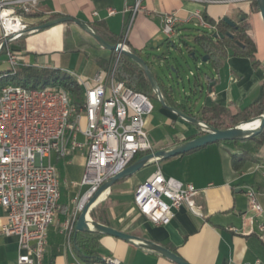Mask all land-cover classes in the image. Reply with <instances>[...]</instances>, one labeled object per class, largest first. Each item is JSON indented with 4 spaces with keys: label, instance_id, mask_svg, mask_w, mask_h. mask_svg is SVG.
Wrapping results in <instances>:
<instances>
[{
    "label": "crops",
    "instance_id": "obj_1",
    "mask_svg": "<svg viewBox=\"0 0 264 264\" xmlns=\"http://www.w3.org/2000/svg\"><path fill=\"white\" fill-rule=\"evenodd\" d=\"M253 1L255 0H143L145 11L137 13L131 21L129 10L134 0H43L32 13L33 17H29V21L45 23L50 21L51 17L57 16L85 24L101 23L112 38L120 39V43L124 41L128 50H135L144 57L147 52L155 55L161 50L162 40H165L161 33L160 16L163 14L175 12L178 17L185 18L189 13L199 11L214 23L224 18L234 23L245 17L251 24L249 35L256 44L257 65L253 67L247 58L229 57L214 71L206 63L210 70L196 75L193 84V90L195 85L202 88L201 93H196L200 101L184 104L176 98L182 107L191 110L200 118L199 111L202 108L216 105L236 113L254 103L261 95L264 80V25L259 12H252ZM108 10H113L114 14L108 15ZM93 13H96V16ZM67 29L70 30L75 45L88 44L94 54L87 57L83 49L79 52L65 51L63 34ZM196 30L199 29L192 24L178 25L175 36L165 43L174 47L171 41L177 39L180 46L184 43L191 44V35ZM26 36L24 49L18 52L21 65L26 67L76 73L91 78L103 70L95 64L93 57L104 60L111 58V54L105 53L106 50L96 49L93 39L73 23L56 25ZM73 54L79 56L76 64ZM203 55L195 54V62H201ZM162 56L167 57V54ZM4 63L7 64L6 57ZM164 63L163 61L158 65L152 62L149 63V68L151 70L153 64L160 67ZM190 92L192 93L191 90ZM156 113L157 120L153 115L145 120L151 152L169 151L198 134L197 129L160 104ZM254 124L255 121L244 127L251 129ZM241 147L227 148L218 143L210 144L158 164L150 163L133 176L115 183L101 196L111 227L161 245L188 264H262L264 257L261 252L260 260L255 258L253 249L249 252V236L231 231L241 230L243 215L244 218L250 216L244 195L246 189L252 188L256 191L264 210V145L254 153L258 162L253 163L245 172L237 173L231 167L230 154L239 153ZM77 155L84 157L83 153H76L68 161H60L70 166L72 159ZM257 166L263 168L255 170ZM56 168L59 175V169L57 166ZM157 170L166 178L192 185L197 191L194 198L195 209L191 211L181 205L173 211L171 221L164 226L151 224L138 214L133 204L135 189ZM70 173L73 172L66 171L67 175ZM63 184L62 182L61 190ZM74 209L72 204L69 206L67 203L62 204L61 211L58 210L55 223L48 229L43 264H84L74 253L63 230V224ZM4 223V214L0 209V228ZM98 254L100 260L111 257L117 259L120 264H174L156 253L108 236L101 238ZM17 255L16 237L0 236V264H17Z\"/></svg>",
    "mask_w": 264,
    "mask_h": 264
},
{
    "label": "built area",
    "instance_id": "obj_2",
    "mask_svg": "<svg viewBox=\"0 0 264 264\" xmlns=\"http://www.w3.org/2000/svg\"><path fill=\"white\" fill-rule=\"evenodd\" d=\"M41 1L0 0V41L5 43L3 49L10 75L21 65L20 54L12 50L11 45L35 33L34 29L43 24L29 21ZM142 2L134 0L129 10L131 21L137 13L145 11ZM107 12L114 14L113 10ZM160 20L161 33L166 40H171L177 26L182 24L213 31L199 11L185 18L175 12L163 14ZM118 45L128 50L124 41ZM119 56L117 54L110 69L100 70L91 78L67 73L81 87L82 101L78 106L58 87L25 89L2 85L1 79L7 74L0 77V209L5 220L0 236L16 237L17 264H43L48 229L56 221L61 198L58 170L49 163L51 155L68 161L76 153L85 151L81 181L69 183L74 189L88 188L82 201L128 167L136 153L151 151L145 120L152 114L153 104L145 95L115 80ZM262 168L257 166L255 170ZM196 195L192 185L166 178L157 170L135 189L133 204L138 214L151 224L164 226L181 205L193 211ZM244 195L250 216L244 218L243 215L241 230L231 231L244 236H262L264 210L258 195L252 188L246 189ZM81 201L63 224L68 241L82 207ZM94 264L120 262L109 257Z\"/></svg>",
    "mask_w": 264,
    "mask_h": 264
},
{
    "label": "trees",
    "instance_id": "obj_3",
    "mask_svg": "<svg viewBox=\"0 0 264 264\" xmlns=\"http://www.w3.org/2000/svg\"><path fill=\"white\" fill-rule=\"evenodd\" d=\"M251 7L252 12H258L256 1L252 2ZM29 17L33 16L31 15ZM203 18L213 28V31H194V33L191 35L192 47L184 43L188 55L195 53L194 48L200 49L202 54L208 56L207 64L214 71H217L229 57L247 58L251 61L253 67L257 65V62L255 61L257 48L254 40L249 35L251 24L245 17H243L242 20L240 19L239 21L234 22L233 27L226 24L223 19L218 21L217 23H214L212 21H209L204 16ZM56 19H59V17L53 16L50 18V20ZM87 25L98 37H100L108 45L114 46L120 43V39L111 37L104 24L92 23ZM215 34L219 36L221 35L223 36V38L217 37L216 39H214L213 35ZM24 37L15 41L11 45L12 50L19 52L24 49ZM63 42L65 51L79 52L81 49H83L87 57H90L87 54V52L89 51L91 53V56L94 54V51L88 44L86 45L85 43H81L75 45L70 30L64 32ZM93 43L96 49H102L94 40ZM129 51L132 54L143 59L148 67L149 63L155 62L159 65L160 62L164 61L166 63V68L168 70L170 69V65L167 64V57H158L156 55H151L148 52L145 53L144 57H142L135 50L129 49ZM4 52L5 50L2 49L0 55H4ZM110 54L111 58H108L107 60L101 59L96 56L93 57V60L95 64H97L101 69H110L114 65L115 59L117 57V54L114 52H110ZM173 69L175 73L178 72L177 66H173ZM10 73L11 72L8 71L6 73L7 76L1 79L2 85L11 84L23 87L25 89H41L53 86L65 91L70 96L73 105L78 106L82 101L81 87L71 75L65 72L20 65L15 69L14 75H10ZM114 78L116 81L122 82L127 88L131 89L132 91L143 94L150 100L154 99L155 101H157L156 95L151 89L150 83L148 82L143 71L129 58L122 55L119 56L115 68ZM154 78L157 82L162 99L167 107L175 109L177 112L183 114L184 116L195 118L215 130L222 131L233 128L240 123L247 122L253 118L259 117L264 113V80L262 83L261 95L259 99L249 106L245 107L244 109L237 111L236 113H231L230 111L220 106L213 105L210 108L200 109V118H197L191 112V110L182 107L181 104L176 101L172 87L169 84L165 83L159 76L154 75ZM200 135H202V133H198L189 140H192ZM218 144L225 145L227 146V148L242 146L239 153L230 154V162L233 171L237 173L245 172L253 163L258 162L257 159L254 158V153L257 148L264 145V127L257 136L250 139L244 141L220 142ZM196 150H193L191 152H194ZM150 152L151 151L136 153L129 165L136 162L138 159ZM89 216L94 222L111 227L107 219L105 207L102 202H99L92 209ZM102 237L104 236L94 232L76 233L73 229L69 241L74 253L80 261H82L84 264H94L100 261L98 248ZM247 243L249 252H252L253 249L255 258L257 260L262 259L261 255H263L264 257V235H251L247 237ZM259 252H261L262 254L260 255ZM263 261L264 259H262V262ZM262 264H264V262Z\"/></svg>",
    "mask_w": 264,
    "mask_h": 264
},
{
    "label": "water",
    "instance_id": "obj_4",
    "mask_svg": "<svg viewBox=\"0 0 264 264\" xmlns=\"http://www.w3.org/2000/svg\"><path fill=\"white\" fill-rule=\"evenodd\" d=\"M255 1H256V6L258 9L259 15H260L262 23L264 25V0H255ZM242 19H243V17H241V20ZM223 20L229 26H231V27L234 26V24L231 21H229L228 19L224 18ZM66 23H73L75 26L80 28L83 32L88 34L102 49H104L108 52H114L116 54L125 56V57L129 58L130 60H132L143 71L148 82L150 83L151 89L153 90L154 94L156 95L158 103L164 109L173 113L178 118L183 120L185 123L191 125L195 129H197L198 133H202V135H200V136H198V137H196L190 141L182 143L178 147L171 149L169 151L159 150V151L150 152V153L144 155L143 157H141L140 159H138L136 162H134L131 165H129L128 167H126L123 171H121L117 175L109 178L107 181L102 183L96 189V191H94L90 195V197L88 198L86 203L84 205H82L80 213H79L77 220L75 222V225H74V231L76 233L77 232H94V233L101 234L103 236L116 238V239H119V240L124 241L126 243L133 244L137 247H140V248L146 249L148 251H151L153 253H156V254L160 255L161 257L171 261L174 264H188L182 258H180L178 255L169 251L168 249H166L165 247H163L161 245H158V244L153 243V242L148 241V240H144L141 238H137V237L128 235V234L123 233L121 231H117L111 227L104 226L102 224L94 222L89 216L90 212L96 206L98 199L101 196H103L104 194H106V192L111 188L112 185H114L115 183H117L121 180H124V179H127V178L133 176L134 174H136L137 172H139L140 170L145 168L150 163H157L158 164L162 161L168 160V159L173 158V157L184 155V154L189 153L193 150L203 148V147L210 145V144H216V143H220V142L244 141V140H247V139H250L252 137L257 136L262 131V129L264 127V113L262 115H260L259 117L253 118L247 122L240 123L233 128H230L227 130H222V131L215 130V129L209 127L207 124H205V123H203V122H201L195 118L184 116L183 114L177 112L175 109L169 108L165 105V103L162 99L160 90L158 88L157 82L154 78V75L143 59L132 54L129 50L122 49L121 46L118 44L114 45V46L108 45L100 37H98L89 28V26L87 24L82 23V22L77 21V20H72L70 18H59L56 20L47 21V22L37 26L34 30L36 32H38V31L49 29V28L56 26V25H61V24H66ZM217 37L223 38V36H221V35L220 36L216 35V34L213 35L214 39H216ZM4 45H5L4 42H2L0 44V52L3 49ZM189 57L191 59H193V61L197 60V58L194 56V53L189 55ZM207 62H208V56L203 55L201 57V63L206 64ZM175 74H176V79H179V69H178V72H176ZM177 84H178V82H177ZM194 88H195L194 92L201 93L202 88L200 85H195ZM256 120L259 121L257 126L251 128V129H243V125L250 124L251 122H254Z\"/></svg>",
    "mask_w": 264,
    "mask_h": 264
},
{
    "label": "rangeland",
    "instance_id": "obj_5",
    "mask_svg": "<svg viewBox=\"0 0 264 264\" xmlns=\"http://www.w3.org/2000/svg\"><path fill=\"white\" fill-rule=\"evenodd\" d=\"M202 31V29H199ZM68 31V29L66 30ZM65 31V32H66ZM27 36L24 37L23 43L25 41ZM170 40H162V45L160 46L161 50L160 52L156 53V56H162L163 54H167L168 62L167 64L170 65V69L168 70L166 68V63L160 65L158 67L157 65L153 64L151 71L154 75L159 76L163 81L167 84H169L172 87V90L174 92L175 98L178 99V101L182 103H189L190 101L192 103L200 101L199 95L196 94L197 92H194L193 90V84L197 78L196 75L199 73H207L209 71V67L205 65V63H201L200 61H193L191 59L186 51V47L184 45H179L177 39H173L171 42L174 44V47H171V45L166 44ZM166 42V43H165ZM188 46L192 47L190 43L187 44ZM195 54L201 55V50L198 48H194ZM107 55L110 54V52L105 51ZM88 56H91L90 51L87 52ZM75 59V64L79 59L78 54H73ZM195 56V57H197ZM108 57V56H107ZM5 57L4 55H0V77L4 76L8 70H10V67L8 64L4 63ZM173 66H177L179 69V79H176V74L174 73ZM108 70V69H107ZM105 70V71H107ZM193 74V75H192ZM178 82V84H177ZM192 91V93L190 92ZM203 96L202 99L203 100ZM194 101V102H193ZM151 103L153 104V107L155 108V111L152 112L151 116L154 119H158L157 115V109L159 107V104L154 99L151 100ZM190 104V103H189ZM199 105H197V108ZM148 128L145 127V131L147 132ZM157 131L154 132V136H156ZM85 154V151L83 152ZM47 163V160L44 161ZM49 163L51 165H55L59 169V176L61 183L63 182V187L61 190V201L59 203V210H62V204H67L73 208H76L79 202L81 201L84 194L88 191L87 187L82 188H75L72 189L69 185L71 182L80 183L82 178V168L84 165V157L82 155L75 156L74 159H72V163L70 166H66L63 161L57 160L55 155H51ZM66 171L73 172L70 174H66ZM75 174V176H74ZM72 200L74 203H72ZM102 201L99 200V202ZM96 204V205H97Z\"/></svg>",
    "mask_w": 264,
    "mask_h": 264
},
{
    "label": "bare ground",
    "instance_id": "obj_6",
    "mask_svg": "<svg viewBox=\"0 0 264 264\" xmlns=\"http://www.w3.org/2000/svg\"><path fill=\"white\" fill-rule=\"evenodd\" d=\"M255 123H256V124H254V127L258 125L259 121L256 120ZM243 129H245L244 125H243ZM100 198H101V197H100ZM100 198H99V199H100ZM99 199H98V200H99ZM86 201H87V200H82V201H81V206L84 205V204L86 203Z\"/></svg>",
    "mask_w": 264,
    "mask_h": 264
}]
</instances>
